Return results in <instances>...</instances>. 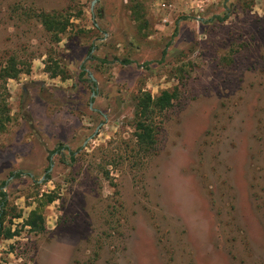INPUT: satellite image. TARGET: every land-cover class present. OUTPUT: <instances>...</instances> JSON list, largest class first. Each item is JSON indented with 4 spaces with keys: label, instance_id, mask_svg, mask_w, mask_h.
Listing matches in <instances>:
<instances>
[{
    "label": "rangeland",
    "instance_id": "1",
    "mask_svg": "<svg viewBox=\"0 0 264 264\" xmlns=\"http://www.w3.org/2000/svg\"><path fill=\"white\" fill-rule=\"evenodd\" d=\"M93 1L0 0V264H264V0Z\"/></svg>",
    "mask_w": 264,
    "mask_h": 264
},
{
    "label": "trees",
    "instance_id": "2",
    "mask_svg": "<svg viewBox=\"0 0 264 264\" xmlns=\"http://www.w3.org/2000/svg\"><path fill=\"white\" fill-rule=\"evenodd\" d=\"M44 28L52 33L58 40L59 35L64 34L72 23L68 18H65L62 13H41L38 15ZM8 65L3 69L1 73L2 80L16 79L20 70L16 67V61L12 60L7 63ZM56 76V73H53ZM174 96L169 90H165L158 98H154L149 93H142L136 99V139L138 145L144 150L153 149L156 144V130H155V118L158 112H162L170 108L173 104ZM0 132L4 131L12 120L10 110L2 102L0 107ZM55 152V151H54ZM53 152V153H54ZM4 195V193H2ZM54 199L50 198L49 202H53ZM4 207V206H2ZM45 223L44 216L34 211L31 216L25 220L24 225L30 227L33 231H40ZM0 225L2 221L0 220ZM14 234L9 232L8 238H11Z\"/></svg>",
    "mask_w": 264,
    "mask_h": 264
},
{
    "label": "water",
    "instance_id": "3",
    "mask_svg": "<svg viewBox=\"0 0 264 264\" xmlns=\"http://www.w3.org/2000/svg\"><path fill=\"white\" fill-rule=\"evenodd\" d=\"M96 2H97V0H94L93 4H95ZM101 126H102V124L99 125V127L97 128V131L100 129ZM95 135H96V133L93 136H95ZM91 139H92V137H90L88 140H91Z\"/></svg>",
    "mask_w": 264,
    "mask_h": 264
}]
</instances>
